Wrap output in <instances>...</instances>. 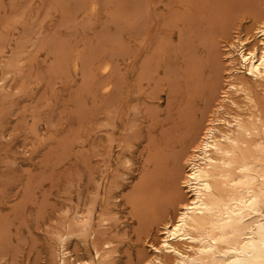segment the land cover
<instances>
[{
    "label": "rangeland",
    "instance_id": "374dc122",
    "mask_svg": "<svg viewBox=\"0 0 264 264\" xmlns=\"http://www.w3.org/2000/svg\"><path fill=\"white\" fill-rule=\"evenodd\" d=\"M261 14L264 0H0V249L7 264L49 259L51 229L99 200L101 176L113 181L108 235L121 250L149 253L127 201L143 167L152 176L160 167V180L162 160H153L161 150L178 147L200 117L211 123L223 109L233 112L219 107L233 75L246 78L264 113V86L241 72L230 76V42ZM106 62L110 70L101 68ZM105 81L114 82L111 91L101 88ZM192 119L197 124L188 127ZM161 142L167 147L159 156ZM159 228H150L149 241L159 240ZM80 238L68 240L70 253L89 257Z\"/></svg>",
    "mask_w": 264,
    "mask_h": 264
},
{
    "label": "bare ground",
    "instance_id": "6f19581e",
    "mask_svg": "<svg viewBox=\"0 0 264 264\" xmlns=\"http://www.w3.org/2000/svg\"><path fill=\"white\" fill-rule=\"evenodd\" d=\"M246 33L230 42L235 55L230 60V76L241 72L264 86V15H259ZM109 65L106 62L101 68L110 70ZM245 81L239 73L233 75L223 92L226 98L219 107L226 105L232 113L223 109L211 118V123L201 122L200 117L196 130L185 128L184 141L178 147L169 142L165 153L160 148L167 147V138L164 145L161 142L156 150L162 151L160 156L159 150L162 159L151 158L155 163L162 160L160 180H154L160 167L154 168L152 176V168L146 171V166L145 174L138 176L140 179L143 174L145 178L139 184L135 182L133 190L130 188L134 199L131 204L129 193L127 201L130 200V209L134 211V232L148 242L149 253L136 247L121 250L113 236L108 235L105 226L109 221L108 194L113 181L101 176L96 186V193L101 194L99 200L91 198L83 213L75 207L70 218L59 222V228L56 225L51 229L55 244L48 250L49 259L40 264H171L170 260L175 264H264V113ZM112 83L105 81L101 88L111 91ZM194 122L197 124L193 119L187 121L188 127ZM151 152L145 155L148 161ZM150 171L151 179H146ZM94 202L98 203L97 208ZM153 225L161 227L156 229L161 234L157 242L149 241L151 235L148 240ZM74 236L87 242L89 257L70 253L67 242ZM7 260L0 249V264H7ZM15 260L9 263L18 264Z\"/></svg>",
    "mask_w": 264,
    "mask_h": 264
}]
</instances>
